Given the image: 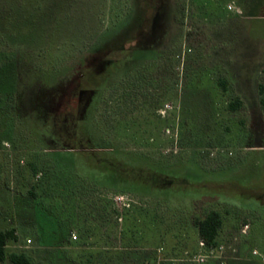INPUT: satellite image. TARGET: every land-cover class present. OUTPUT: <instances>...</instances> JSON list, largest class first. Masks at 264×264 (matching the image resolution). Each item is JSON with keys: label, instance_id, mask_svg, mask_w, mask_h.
Here are the masks:
<instances>
[{"label": "rangeland", "instance_id": "1", "mask_svg": "<svg viewBox=\"0 0 264 264\" xmlns=\"http://www.w3.org/2000/svg\"><path fill=\"white\" fill-rule=\"evenodd\" d=\"M132 46L149 56L90 82ZM263 79L264 0H0L7 250L34 264H264ZM89 107L99 147L195 187L126 188L57 160L73 146L68 112ZM212 210L223 223L209 247L196 219Z\"/></svg>", "mask_w": 264, "mask_h": 264}, {"label": "trees", "instance_id": "2", "mask_svg": "<svg viewBox=\"0 0 264 264\" xmlns=\"http://www.w3.org/2000/svg\"><path fill=\"white\" fill-rule=\"evenodd\" d=\"M148 53L149 50L140 49L137 46L123 47L116 52L113 51L105 57V61L109 63L103 72L99 73L96 71V74L93 71L88 73L90 82L94 81L93 76L98 77L100 75L105 78V76L111 75L118 63L140 57L141 55L147 57L149 56ZM219 83L225 88L227 87L226 80L220 79ZM87 89L85 86L79 87L78 92L76 94L73 93V95L81 96ZM258 91L261 95V103L264 106V79L258 84ZM96 96L94 95L93 97L96 98ZM94 103L95 101H92L90 107H93ZM242 105V100L236 99L229 104V107L236 110ZM90 107L87 110V114L81 116H75L74 113L68 112L71 132L69 136L73 146L70 149L56 151L57 160L63 159L67 164L75 168L78 173L85 177L94 178L101 183L108 182L112 175L118 176L124 179L126 188H142L146 186L157 191L164 187L179 186L180 184L195 187L192 183L195 185L197 181L195 182V180L190 178L189 182L184 181L178 172H173L172 169L167 168H157L145 163V158L134 152H119L99 147L95 141L97 139V126L92 117ZM222 223L221 213L217 210L210 211L204 218L196 219L201 240L205 245L209 247L217 245V236ZM16 238L14 229L0 228V264H4L6 261H10L11 264H34L33 257L27 252H9L7 250L9 241Z\"/></svg>", "mask_w": 264, "mask_h": 264}, {"label": "built area", "instance_id": "3", "mask_svg": "<svg viewBox=\"0 0 264 264\" xmlns=\"http://www.w3.org/2000/svg\"><path fill=\"white\" fill-rule=\"evenodd\" d=\"M237 11H240V9L237 8ZM248 228H249V224H245V226H244V228H243V231H244V232H247V229H248ZM201 244L204 245V242L201 241ZM199 260H200V261H204L205 258H204V257H201V258H199Z\"/></svg>", "mask_w": 264, "mask_h": 264}]
</instances>
